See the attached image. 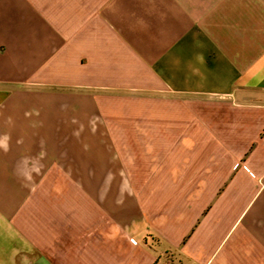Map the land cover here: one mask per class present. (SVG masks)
I'll return each instance as SVG.
<instances>
[{"label": "crops", "instance_id": "crops-1", "mask_svg": "<svg viewBox=\"0 0 264 264\" xmlns=\"http://www.w3.org/2000/svg\"><path fill=\"white\" fill-rule=\"evenodd\" d=\"M0 264H264V0H0Z\"/></svg>", "mask_w": 264, "mask_h": 264}]
</instances>
